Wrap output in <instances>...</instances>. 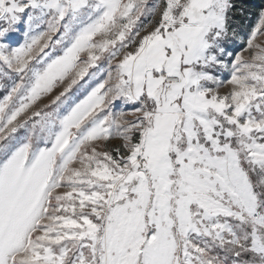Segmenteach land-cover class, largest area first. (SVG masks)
I'll return each instance as SVG.
<instances>
[{"label":"snow or ice","instance_id":"obj_1","mask_svg":"<svg viewBox=\"0 0 264 264\" xmlns=\"http://www.w3.org/2000/svg\"><path fill=\"white\" fill-rule=\"evenodd\" d=\"M0 264H264V0H0Z\"/></svg>","mask_w":264,"mask_h":264}]
</instances>
